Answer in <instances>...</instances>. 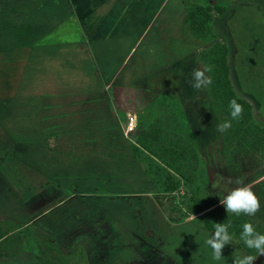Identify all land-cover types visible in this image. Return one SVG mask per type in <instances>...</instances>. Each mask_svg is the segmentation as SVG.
Segmentation results:
<instances>
[{
    "label": "rangeland",
    "instance_id": "374dc122",
    "mask_svg": "<svg viewBox=\"0 0 264 264\" xmlns=\"http://www.w3.org/2000/svg\"><path fill=\"white\" fill-rule=\"evenodd\" d=\"M120 1L72 0L74 16L78 19L80 15H88L90 24L94 26L106 19L113 8L116 9L111 14L114 18L118 12L117 18L122 22L120 31L129 33L125 35L126 40L118 54L120 63L127 59L123 67L131 74L125 78L120 76L115 81L119 84L115 91L106 89L109 92L105 94L109 98L108 105L104 101L101 107L88 106V112L101 108L105 114L107 109L114 115L122 132L126 130L128 114L137 115L136 131L127 137L128 150L140 166L142 176L149 180L145 169L151 167L155 172L156 165L137 145L138 137L160 118L169 120L172 128L184 136H192L202 158L204 176L188 184L172 175L178 180L175 189L164 191L165 188H161V192H154L157 197L133 200L130 204L94 202L88 207L79 201L80 198H70L64 206L54 208L58 199L54 197L64 196L65 190L59 189L50 179L60 175L65 181L88 184L90 165L85 159L88 156L76 155L74 151L70 154L67 150L56 156L55 152L61 148L59 145L67 140H55L52 144L49 136L39 133L41 129L39 134L32 132L29 138L21 137L20 117L37 113L35 107L24 105L27 104L24 100L30 102L32 94H50L53 77L51 66L48 74H41V68L44 69L42 63L36 64L33 74L23 81V85L21 75H14L17 64L11 48L24 44L25 38L20 34L25 23L30 30L36 26L38 1L0 0V227L7 233L0 240V264H57L60 258L65 260V264H135L142 259L140 264H162L160 258L163 256H159L157 251V257L149 256L152 253H149L151 248H147V242L171 256V264H215L211 260V250L202 242V234L207 232L210 236L211 232L196 224L197 216L203 212L193 214L212 201L216 202L214 207L223 206L218 194L220 185L213 183L214 173L218 172L225 178L241 177L251 189L260 181H256V176L264 172L262 158L252 155L228 165L222 134L217 130L218 118L214 113V119L204 113L197 114L196 108L184 107L181 103L183 99L210 104L207 87L194 89L191 87V74L183 77L184 58L189 57L194 69L197 54L212 45L207 39L197 40L189 36L185 28L189 8L195 3L207 5L208 0H141L148 1L149 8L133 22L134 13L131 15L132 10L120 6ZM126 1L128 8L130 6L133 12L138 13L134 0ZM218 2L227 10L224 14L214 11L212 25L218 40L228 46L233 87L239 97L252 104L254 120L264 128V0ZM118 8H123V11H117ZM74 25L78 27V33L81 26ZM69 26L68 21L62 22L56 34L74 35L76 27ZM36 37L37 34L29 33L30 41ZM59 72L62 78L69 73L66 69ZM205 74L209 76L208 71ZM90 79L89 76L87 79L77 75L71 85L80 87ZM39 82L46 91L36 89ZM132 146L138 150L143 164L132 152ZM137 164L123 169L133 170L138 168ZM162 177L159 176V183L163 187L166 183ZM167 186L171 187L172 182L168 181ZM100 208L113 211L111 231L106 239L103 234L94 235L89 230L91 222L97 219L88 218ZM36 216L40 218L34 219ZM189 216L193 218L188 220ZM237 252L247 254L236 241L225 244L221 250L225 264H232L233 255ZM252 264H264L263 255H259Z\"/></svg>",
    "mask_w": 264,
    "mask_h": 264
},
{
    "label": "crops",
    "instance_id": "0c3cea01",
    "mask_svg": "<svg viewBox=\"0 0 264 264\" xmlns=\"http://www.w3.org/2000/svg\"><path fill=\"white\" fill-rule=\"evenodd\" d=\"M37 1L36 26L30 30L28 23H25L20 34L25 38V41L23 40L24 44L21 43L20 47L11 48L15 53L14 61L17 64L13 73H15V76L21 75V84L23 85V81H27L29 76L33 74L36 64L42 63L44 69L41 68V74H48L51 66L53 86L49 88L50 94H32L29 96L30 99L32 98L30 102L27 99L24 100L27 103L24 105L35 107L37 113L20 117V123L22 124L20 135L22 138H29V133H38L41 129L44 132L39 133L49 136V142L52 144L55 140H67L66 143L59 145L61 148L55 152V155L59 156L66 150L70 154L74 151L76 155L88 156L85 159L88 161V166L90 165V168H88V184L65 181L60 175L50 179L59 189L65 190L64 196L54 197L58 199L53 207L60 208L64 206L70 198H80L79 201L88 205L94 202H104L106 204L121 202V205H123L130 204L133 200L137 202L152 198L155 196L152 182L142 176L140 166L128 150L127 137L129 134L118 128L117 120L114 119L113 114H109L107 109H105V114H102L101 108L88 112V106L101 107L104 101H107L108 105L109 98L105 94H109V92L106 89L113 88L115 91V86L119 85L115 81L120 76L125 78L131 74V72H125L123 67L127 59L120 63L118 54L122 42L126 40L125 35H129L126 32L122 34L120 31L122 22L117 18L118 12L115 15L116 17L113 18L111 13L116 11L113 8V12L109 13L106 19L100 20L94 26L90 24L88 15H80L78 19L74 16L75 8L72 0ZM140 1L134 0L137 4L134 6L138 9V13L133 12L130 6L128 8V1L121 0L119 2L125 10H132L131 15L134 13L131 19L132 22L134 18H137L140 14L143 15L142 13H145L149 8L148 1ZM122 3L126 5L123 6ZM123 8H118L117 11H123ZM26 15L28 17L27 13ZM72 18L73 20H71ZM67 21L70 28H75L76 25L74 24L81 26L79 32L77 33L78 27H76L74 35L56 34L59 25ZM108 22L110 25H107ZM128 27L130 26L128 25ZM185 28L186 33L190 36L187 19ZM29 33H35L37 37L30 41ZM111 38L114 39L111 40ZM11 54H13L12 51ZM184 60L183 77H187L189 73L191 74L193 67L188 56ZM77 62H79L78 68ZM196 67L206 68L200 60L199 53L197 54V62L194 65V68ZM64 69L69 72L66 78H62L59 72ZM38 74L40 72L37 66ZM77 75L87 79L89 76L91 79L80 87L71 85ZM38 80L39 78H37ZM58 80L60 82H57ZM40 85L39 82L36 89L46 91L45 87L42 86L41 88ZM30 88H33V84ZM57 92L62 93L58 94ZM100 96H103V99L102 97L99 98ZM78 98L83 102L78 101ZM181 103L184 107L196 108L195 112L197 114L204 113L212 117V109L202 104V102L182 99ZM30 124L32 125L31 128ZM27 126L28 128H26ZM135 164L138 165V168L133 170L123 169V167L135 166ZM118 204L116 205L118 206ZM90 206L92 205L88 207ZM100 209L88 218L89 220L97 219L96 222H91V229L89 230L94 235L103 234L104 239H106L109 238L108 235L111 231L113 211ZM38 218L40 216H36L34 219L37 220ZM147 244H149L147 248H151L149 253H152V255H149L150 257H157L155 253L157 251L159 256H163V258H160L162 264H171L173 259L163 252L164 250L158 246L152 247L149 242ZM142 260L135 262V264L142 263ZM147 264L151 263L148 262Z\"/></svg>",
    "mask_w": 264,
    "mask_h": 264
},
{
    "label": "trees",
    "instance_id": "16d2710c",
    "mask_svg": "<svg viewBox=\"0 0 264 264\" xmlns=\"http://www.w3.org/2000/svg\"><path fill=\"white\" fill-rule=\"evenodd\" d=\"M218 3V0H208L207 5L195 3L187 13L190 35L197 40L207 39V42L212 43L209 48L199 53L200 60L211 78V83L207 86L210 104L207 102L204 104L212 109L220 123L225 120L230 122V127L221 133L222 147L228 165L252 155L264 160V128L255 122L251 103L237 95L230 78L228 46L218 40L212 25L213 12L224 14L227 10L226 6H220ZM233 99L242 107L241 114L236 120H232L229 116V101ZM137 145L156 165L155 172L150 166V169H145V174L150 178L155 193L161 192V188H165L164 191L175 189L178 180L172 175L182 178L188 184H193L198 177L204 176L202 158L192 136L190 134L184 136L180 131L172 128L169 120L160 118L155 121L138 137ZM132 152L143 164L144 160L134 146H132ZM159 176H163L166 186H160ZM257 180L260 181L251 189L257 196L259 205L255 213L236 215L226 212L223 206L214 207L216 202L212 201L208 206L193 213L198 215L203 212L197 216L196 224L210 232L214 230L216 223L229 224V232L234 234V241L238 242L247 254H254V250L243 246L238 235L244 222H250L256 230L264 232L262 226L264 223V172L257 174ZM168 181L172 182L171 187L167 186ZM6 236L7 233L0 227V240ZM57 264H65V260L60 258Z\"/></svg>",
    "mask_w": 264,
    "mask_h": 264
},
{
    "label": "clouds",
    "instance_id": "9594fccd",
    "mask_svg": "<svg viewBox=\"0 0 264 264\" xmlns=\"http://www.w3.org/2000/svg\"><path fill=\"white\" fill-rule=\"evenodd\" d=\"M207 69L194 68L191 72V87L194 89L206 88L211 83V78L206 75ZM229 116L232 120L239 118L242 107L236 100L229 101ZM230 127V122L225 120L217 124V130L221 133ZM214 185L219 184L221 191L220 203L226 212L240 215L241 213L251 215L256 212L258 205L257 196L253 193L250 186L245 184L241 177L221 176L218 172L214 173ZM224 181L223 184L220 182ZM226 192V195L223 194ZM193 217L189 216L188 220ZM229 224L216 223L214 230L209 236L207 232L202 234L203 244L211 250V260L215 264H225V258L221 255V250L227 243H234V234L229 232ZM238 239L247 249L254 250V254H241L237 252L233 255L232 264H252L259 256L264 255V232L256 230L252 223L244 222L241 225Z\"/></svg>",
    "mask_w": 264,
    "mask_h": 264
},
{
    "label": "built area",
    "instance_id": "2783aa9c",
    "mask_svg": "<svg viewBox=\"0 0 264 264\" xmlns=\"http://www.w3.org/2000/svg\"><path fill=\"white\" fill-rule=\"evenodd\" d=\"M137 128V115L135 113H131L127 117L126 122V133L131 134L136 131ZM181 194H184V191H181Z\"/></svg>",
    "mask_w": 264,
    "mask_h": 264
}]
</instances>
